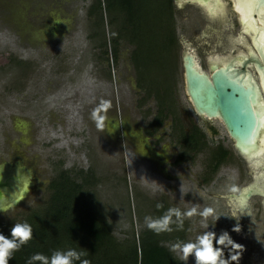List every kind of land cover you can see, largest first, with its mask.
Wrapping results in <instances>:
<instances>
[{
  "label": "rangeland",
  "instance_id": "1",
  "mask_svg": "<svg viewBox=\"0 0 264 264\" xmlns=\"http://www.w3.org/2000/svg\"><path fill=\"white\" fill-rule=\"evenodd\" d=\"M181 1L183 7H179L178 0H172L180 41L174 53L176 72L171 76L178 125L173 135L168 129V136L160 143L167 144L169 152L170 142L177 141L182 152L186 151V160L177 169L165 159L159 162V158L146 153L135 154L120 126L106 125L105 131L91 119L93 110L101 104L99 94L110 104L106 117L110 115L117 121L126 112L132 121L144 126L146 114L157 112L156 97L148 98L146 90L139 88L131 60L133 46L121 41L119 53H114V40L125 20L123 13L117 10L110 14L106 10L108 2L121 6L134 2L137 17L153 21L155 12L149 8L151 12L147 13L146 3L152 8L157 5L154 0H0V163L7 158L11 163L25 160V165L33 169L27 197L7 212L1 211V220L14 225L30 208L46 203L51 181L63 172L84 184L86 195L104 207L119 239L131 237L134 231L139 236L146 229L145 217L154 209L155 201L166 196L181 212L192 207H197L198 212L212 207L220 217L217 222L212 217L204 221L198 214L185 217L188 241H195L207 230L217 235L228 230L244 246L237 264H264V196L253 194L244 207L233 196L253 185L262 167L237 150L221 118L211 120L219 133L209 131L208 121L188 96L182 60L187 49L202 69L210 72L211 62L247 53L251 37L244 32L232 0H222L224 11L217 19L197 2ZM51 11L68 17L76 15L74 23L62 31V38L57 37L59 32L52 33ZM113 19L114 24L110 22ZM40 24L47 27L43 32ZM214 27L216 30H212ZM250 70L259 82L257 71L253 67ZM139 98L146 100L141 109L136 107ZM88 99L93 104L85 110L80 106ZM103 113L101 110L99 115ZM15 116L35 123V138L28 151L22 150ZM170 117L165 124H169ZM191 121L206 132L204 144L197 149L185 144ZM146 127L154 130L151 121ZM13 140L17 144L10 145ZM218 144L227 150L226 156L210 164ZM171 152L174 159L175 151ZM157 164L164 165V172H157ZM205 174L208 182L202 179ZM149 178L159 182L150 183ZM236 223L242 227L240 233L232 231ZM176 242L164 245L170 249ZM174 254L180 259L178 253ZM181 262L194 264V259Z\"/></svg>",
  "mask_w": 264,
  "mask_h": 264
},
{
  "label": "trees",
  "instance_id": "2",
  "mask_svg": "<svg viewBox=\"0 0 264 264\" xmlns=\"http://www.w3.org/2000/svg\"><path fill=\"white\" fill-rule=\"evenodd\" d=\"M154 1L157 5L152 8L146 3L147 13L151 12L150 9L155 12L153 21L140 20L137 17L138 7L134 2H129L128 6L108 2L106 10L110 14L117 10L123 13L125 20L114 40V53H119L121 41L133 46L131 60L139 86L146 90L147 97L157 99L158 116L153 130L156 131L168 116H177L172 98L171 76L176 72L174 53L178 50L180 41L172 0ZM110 22L114 24L116 21L113 19ZM145 103L146 100H143L141 104ZM175 119L177 120L176 117ZM190 144L189 141L187 146ZM226 152L222 147L216 157L212 158V162L219 156L220 159L225 158ZM184 160L186 158H180V161ZM205 180L208 182L209 178ZM83 182H87L86 179ZM49 187V200L23 214L20 222H27L32 226L33 236L13 254L9 264H28L29 258L35 253L50 257L55 250L68 249L83 253L81 259L74 261V264H81L82 260H88L90 264H182L164 243L173 240L188 241L185 217L182 230H178L176 218L173 217L171 231L157 233L146 226L139 236L134 231L131 237L119 239L114 234L104 207L86 195L84 184L62 172L54 177ZM157 204H162L163 207L158 209ZM169 208L176 207L164 196L155 201L154 209L150 210L148 216L159 218ZM12 226L0 219V233L5 236L10 237Z\"/></svg>",
  "mask_w": 264,
  "mask_h": 264
},
{
  "label": "water",
  "instance_id": "3",
  "mask_svg": "<svg viewBox=\"0 0 264 264\" xmlns=\"http://www.w3.org/2000/svg\"><path fill=\"white\" fill-rule=\"evenodd\" d=\"M200 4L207 13L217 19L210 9L205 8L207 0L195 1ZM242 28L251 37V47L246 46L247 53L236 57L240 59L239 66L233 60L227 62H212L211 75L198 67L196 56L188 51L184 52V68L186 73V88L196 111L210 118H221L235 142L237 150L249 158L250 151L259 146V139L263 136L264 124V0L258 3H249L248 0H232ZM181 7L182 1L178 0ZM224 11V10H223ZM223 19V15L220 16ZM253 67L259 74L260 81L255 78L250 70ZM262 77V78H261ZM253 161V158H249ZM5 162L0 163V167ZM263 168V163L257 164ZM24 166V165H23ZM18 167V163L12 166ZM0 168V209H10L19 204L27 194L25 190L19 194H12L10 183L19 179L5 176ZM254 184L245 189L239 195H233L236 202L243 195L250 198L253 194H261L254 190ZM11 189V190H10ZM10 190L6 195L4 191ZM244 207V206H241ZM4 211V210H0Z\"/></svg>",
  "mask_w": 264,
  "mask_h": 264
},
{
  "label": "clouds",
  "instance_id": "4",
  "mask_svg": "<svg viewBox=\"0 0 264 264\" xmlns=\"http://www.w3.org/2000/svg\"><path fill=\"white\" fill-rule=\"evenodd\" d=\"M110 106L108 101H102L98 108L94 109L91 114V119L96 122L98 128L104 127V116H100L101 110L106 111ZM162 204H157V208H162ZM7 212V209H3ZM199 215L204 221L212 217L215 222L220 218L215 214L212 207H205L198 212L197 207H192L185 212H181L179 208H169L167 212L159 217H145L146 226L157 233L171 231L170 224L173 222V217L176 218L178 230L183 229V217H192ZM207 227V225L205 224ZM242 227L240 223H236L232 227V231L240 233ZM33 229L27 222H17L11 228L10 237L0 233V264H9L13 254L18 251L23 245L32 239ZM244 246L237 243L231 236L228 230H222L219 235L214 230H207L198 235L195 241L187 242L177 241L172 244L170 251L178 253L180 259L188 261L189 257L194 259V264H232L240 259ZM227 251V254H226ZM83 253L77 252L74 249L55 250L50 257H46L41 253L33 254L28 261V264L40 262V264H74V261L80 260ZM81 264H90L88 260H82Z\"/></svg>",
  "mask_w": 264,
  "mask_h": 264
},
{
  "label": "bare ground",
  "instance_id": "5",
  "mask_svg": "<svg viewBox=\"0 0 264 264\" xmlns=\"http://www.w3.org/2000/svg\"><path fill=\"white\" fill-rule=\"evenodd\" d=\"M195 1H199L201 2V0H195ZM205 8L210 9L213 14L215 15H219L223 12V1L222 0H207L206 3L204 4ZM52 14L55 17V26H52V33H54V31L56 33L59 32V30H61L62 26L65 25V20H61L60 18L63 17V13L58 12V11H53ZM66 16V15H65ZM244 30H247L246 27H244ZM248 31V30H247ZM43 32V29H42ZM48 34V32H46ZM222 60V59H220ZM231 59H229V57L226 58V61H230ZM233 62L236 65H239L240 63V59L238 57H234L233 58ZM198 67L201 68L202 71H204L201 67V65L199 64V62L197 63ZM205 72V71H204ZM262 78V77H261ZM262 80V86L264 89V81ZM131 116L129 113L125 114V117L123 119L122 123V127L124 128L125 131V135H126V140L128 141L129 145L131 147H133L134 149H136V151L141 154L144 155L145 153L151 157H155V158H162V157H168L169 156V152L167 150V148L161 147V148H156L154 147L151 142L150 147L151 148H146V144L145 141H150L149 137H146L143 133L142 130V125L139 122H134L131 119ZM111 118L110 117H106V125L108 128H110L112 125L111 123ZM110 124V125H109ZM14 125L16 130H18L21 133L22 136V140L23 142L21 143L22 145V150L23 151H28L29 148L33 145V140H34V131H35V123L27 117H20V116H15L14 117ZM263 136L261 139H259V146L256 150H251L250 151V155L249 158H253V161L257 164L260 163H264V124H263ZM17 140H13L10 141L9 144L10 145H14L17 144L16 143ZM21 141V139H20ZM9 158L6 159L5 164L3 165H7V166H2L0 168H3L4 171H1V173H3L5 176L9 177H16L19 178L14 182V185H12L10 183V188L14 191H12V194H19L21 192H24V194L28 195L29 190L32 187V182H33V169L30 168L29 166L25 165V162L19 161L18 162V167L16 169H13L12 166L14 165L13 163L9 162ZM24 165V166H23ZM157 172H159L157 170ZM258 179L257 181L254 183V190L258 191V192H262L264 194V164H263V168L260 174L257 175ZM150 183H158L159 181H156L153 178H149ZM10 189V190H11ZM10 190H6L4 191L3 195H6L10 192ZM257 194V193H256ZM3 198H0V201ZM248 202V198L244 197L243 195L238 199L237 204L239 206H245ZM3 210V209H0ZM1 212V211H0Z\"/></svg>",
  "mask_w": 264,
  "mask_h": 264
},
{
  "label": "flooded vegetation",
  "instance_id": "6",
  "mask_svg": "<svg viewBox=\"0 0 264 264\" xmlns=\"http://www.w3.org/2000/svg\"><path fill=\"white\" fill-rule=\"evenodd\" d=\"M186 1H188V0H185V2ZM179 5V4H178ZM180 7V6H179ZM181 7H183V5L181 6ZM223 9H224V7H223ZM73 10H75V11H77V9H73ZM236 12V11H235ZM75 13V12H74ZM77 13V12H76ZM237 13V12H236ZM69 15H67V16H65V15H63V17L62 18H60L61 20H65V25L64 26H62V28H61V30L59 31V33H58V36L57 37H61L62 38V36L64 37V34H63V30H65V29H67L70 25H72L73 23H74V18H75V16L72 14L71 15V17H68ZM50 19H52V21H53V26H55V17H54V15L52 14V11H51V13H50ZM222 23H223V21L224 20H220ZM43 24V23H42ZM42 24H40V26L42 25ZM41 29H46L47 27L46 26H41L40 27ZM212 30H216V28L214 27V28H212ZM46 33V32H45ZM187 45V44H186ZM185 51H187V49H184V51H183V55H184V52ZM197 59V58H196ZM182 60H183V56H182ZM231 60H233V58L231 59ZM217 62H227L226 60H220V61H217ZM212 63V62H211ZM211 63H210V65H209V67L211 66ZM239 66V65H238ZM183 67H184V60H183ZM252 67H250V69H251ZM85 70L84 69H82L81 70V72L83 73ZM207 72V71H206ZM207 73H209L210 75H211V67H210V72H207ZM184 75H185V82H186V73H185V68H184ZM88 75L86 74V77H87ZM88 80V79H87ZM139 87V86H138ZM140 88V87H139ZM141 89V88H140ZM187 89V88H186ZM97 95V94H96ZM95 94H92V96L93 97H95L96 96ZM188 96H189V94H188ZM99 97L100 98H102V100H99V102H102L103 100L104 101H106V99L105 98H103V94L101 95V94H99ZM190 97V96H189ZM140 99V98H139ZM139 99H137L136 100V103H137V105H136V107L138 106L140 109L142 108V106L144 105H142L141 103H142V98L139 100ZM191 100V99H190ZM192 102V101H191ZM83 103L84 104H82L80 107H82L83 109H85V110H87L88 108H90V104H93V100H91V101H89V99L87 100V101H83ZM193 104V103H192ZM137 107V108H138ZM106 111H104V113L101 115V116H104L105 117V120H104V127H103V129L106 131V113H105ZM125 114H126V112L124 113V114H122L121 115V117L118 119L119 121H117L116 119H112V117H110V115L108 116V117H110L111 118V125H112V127L113 126H116V125H118V126H120V129L122 130V134H123V136H124V138L126 139V135H125V131H124V128L122 127V121H123V119H124V117H125ZM142 114V113H141ZM201 115V114H200ZM142 116H143V114H142ZM157 116H158V111L155 113V114H153V115H151V114H149V112L146 114V125H147V123L148 122H150L151 121V124L153 125V127L155 128V126H156V118H157ZM202 117H203V119L205 120H207L208 122L206 123V125H207V127L209 128V131L212 133V134H218L219 133V131H218V128L216 127V126H214L213 125V123L211 122V120L213 119V118H210V117H205V116H203V115H201ZM143 118V117H142ZM117 122V123H116ZM109 124V125H110ZM163 124H165V123H163ZM162 124V126L161 127H159L156 131H153V130H151L149 127H146V125L144 124V126L142 125V130H143V133H144V135L146 136V137H149L150 138V141L149 142H151V144L152 145H154V144H156V146H160L161 144V142L163 141V138H164V136H166V134H167V132H168V129L170 130L171 129V133L170 134H172L174 131H175V129H176V127H177V125H178V119L176 120L175 119V116L174 115H171V117H170V122H169V124H165V125H163ZM166 126L168 127V128H166ZM195 127H198L200 130H196L195 129ZM188 130L190 129V131H187L186 133H185V144H186V146H187V143L190 141L191 142V144H190V146H188V147H190V148H194V149H197L198 147H201L203 144H204V139H203V136L205 135V130H204V128H202V127H200L198 124H196L194 121H191V124L188 126V128H187ZM173 135V134H172ZM167 136H168V134H167ZM232 138V137H231ZM233 139V138H232ZM127 141V140H126ZM173 141V140H172ZM128 142V141H127ZM206 142V141H205ZM154 143V144H153ZM235 143V142H234ZM145 144H146V148H150V144L148 143V141H145ZM155 146V145H154ZM164 146H166V147H168V145L167 144H163V145H161L160 146V148L161 147H164ZM223 146H222V144H218L217 145V147H216V149H215V151H214V153H213V156H212V158L215 156V155H217V152L218 151H220L221 150V148H222ZM236 147V146H235ZM132 149H133V151L135 152V154H137V155H139V153L136 151V149H134L133 147H132ZM170 149H171V151H175V157H174V159H173V154H172V152L170 151ZM170 149H169V156L168 157H162V159H165L166 161H168L169 163H171L172 165H175L174 167H177V169H179L180 167H182V165L184 164L183 162L185 161H180V158L181 157H184V158H186V155H187V153H186V151H183L182 152V146L177 142V141H174V142H170ZM141 155V154H140ZM190 157H192V156H190ZM216 157V156H215ZM218 159H220V156H219V158ZM160 160H161V157L159 158V162H160ZM215 160H217V159H215ZM19 161H22V160H17L16 162H14L13 164H16V163H18ZM24 162H25V160H23ZM26 163V162H25ZM213 162H212V160H211V163L210 164H212ZM164 166V165H163ZM163 166L162 165H160V164H157V169H160V173H162V172H164L163 171ZM180 166V167H179ZM30 167V166H29ZM31 168V167H30ZM165 171H166V169H165ZM210 173V172H209ZM60 174V173H59ZM208 174V173H207ZM207 174H205V175H203L202 176V179L204 180V182H206V178L208 177L209 178V176L207 175ZM52 182V181H51Z\"/></svg>",
  "mask_w": 264,
  "mask_h": 264
},
{
  "label": "snow or ice",
  "instance_id": "7",
  "mask_svg": "<svg viewBox=\"0 0 264 264\" xmlns=\"http://www.w3.org/2000/svg\"><path fill=\"white\" fill-rule=\"evenodd\" d=\"M248 2H249V3H253V4H255V3H258L259 0H248Z\"/></svg>",
  "mask_w": 264,
  "mask_h": 264
}]
</instances>
